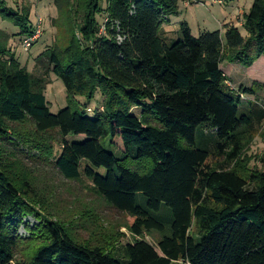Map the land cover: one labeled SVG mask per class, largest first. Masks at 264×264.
<instances>
[{
  "label": "trees",
  "instance_id": "trees-1",
  "mask_svg": "<svg viewBox=\"0 0 264 264\" xmlns=\"http://www.w3.org/2000/svg\"><path fill=\"white\" fill-rule=\"evenodd\" d=\"M67 1L70 40L36 58L47 60L42 76L22 67L0 31V264H264V169L245 155L264 126V98L241 101L221 70L264 56V0L243 15L246 36L232 25L194 36L182 22L169 43L163 27L180 15V0ZM0 16L19 36L34 33L29 7L15 12L0 0ZM50 74L67 94L56 115L45 96ZM98 92L104 111L90 116L83 110ZM116 138L123 147L114 154L105 142L114 148ZM22 157L91 181L103 204L127 217L132 241L121 244L94 211L76 218L83 236L73 221H53ZM152 234L157 248L145 240Z\"/></svg>",
  "mask_w": 264,
  "mask_h": 264
},
{
  "label": "rangeland",
  "instance_id": "rangeland-1",
  "mask_svg": "<svg viewBox=\"0 0 264 264\" xmlns=\"http://www.w3.org/2000/svg\"><path fill=\"white\" fill-rule=\"evenodd\" d=\"M6 7L15 11L21 12L23 8L29 7L31 10L30 27L32 32L30 39L25 36H19L20 30L8 21H4L0 16V31L9 37V46L12 52L15 54L16 59L20 62L22 67H25L34 76H42L47 67V60L42 63H38L36 58L55 49L60 51L65 49L69 40L70 33L66 27V22L69 20L65 16V7H68L67 0H3ZM253 0H222L221 3H214L210 0H180L179 10H188L182 12L178 17H174L173 20L167 25H164L165 29H170L173 33H166L164 36L169 41H175L181 37L180 24L181 15L186 16L194 21V24L206 21L208 23L209 32L222 31L223 27H220L215 21L216 14L222 13L223 10L228 11V7L234 10L231 14V21L235 24L243 23V14L237 18V8L245 9L250 7ZM223 8V9H222ZM223 14V13H222ZM99 22L102 23L104 18L98 17ZM183 19V18H182ZM231 25V24H227ZM243 25V24H242ZM235 26V25H232ZM238 28V27H236ZM243 36L247 35L246 30L241 26L238 28ZM198 28L194 27V32L197 33ZM223 32V31H222ZM103 29L101 34H104ZM79 37V34H77ZM83 45H87L83 43ZM82 45V46H83ZM88 46V45H87ZM84 47V46H83ZM85 48V47H84ZM46 66V67H45ZM253 70H250L251 68ZM259 67L261 73H258ZM221 70L226 78V85L239 96L241 101L245 102H261L264 98V87L257 89L254 95H246L240 92L241 88L252 89L254 84L264 86V56L258 59L251 67H243L240 64L223 63ZM250 70V71H249ZM49 84L46 87L45 96L49 103L50 112L56 115L59 111L67 107V94L64 84L54 74H50L48 77ZM103 97L98 92L94 98V101L85 105L84 112L92 116L94 113L103 112ZM78 105L84 106L86 101L78 98ZM135 115L140 114L139 109H134ZM20 129L25 132L28 130L25 127ZM52 138L57 139V134H54ZM70 141H83V137H69ZM54 156L57 157L60 148L59 144L53 143ZM107 151L116 154L122 149V143L119 138L114 140V148L110 146V140L105 142ZM116 151V152H115ZM247 157L251 160L250 167L264 169V126L258 132L255 139L247 148ZM25 163L30 170L33 171L36 180V188L45 198V202L50 207V211L53 213V221L62 219L63 221L70 222L72 231L77 236H83L85 230L80 226V219H76L82 212L94 211L101 217L100 226L103 229L109 231L111 234L114 232L120 237V243L125 244L132 241V236L125 226L127 222L123 214L108 208L103 202L91 191V181L82 178L79 182L68 181L64 179L53 163L41 162L38 159L29 160L26 157ZM101 173H105L101 170ZM98 216V217H99ZM77 220V222H75ZM25 222L30 224V227L40 224L39 220L34 217H28ZM19 234L23 238H28L27 230L23 226ZM108 235V234H107ZM145 240L151 245L157 248L158 236L156 234L145 235ZM175 264H184L182 261Z\"/></svg>",
  "mask_w": 264,
  "mask_h": 264
},
{
  "label": "crops",
  "instance_id": "crops-1",
  "mask_svg": "<svg viewBox=\"0 0 264 264\" xmlns=\"http://www.w3.org/2000/svg\"><path fill=\"white\" fill-rule=\"evenodd\" d=\"M254 1V0H253ZM253 1H252V3H253ZM252 3H251V5H250V7L248 8V10H247V8H246V10L245 9H241V8H237L236 9V11H237V18L239 19V17L240 16H242V14L244 15V14H246L248 11H249V9L251 8V6H252ZM190 9H193V8H190ZM190 9H188V10H190ZM223 9V8H222ZM228 9V11L227 10H223V14L222 13H218V14H216V17H215V21L217 22V24L220 26V27H224L225 25H227V24H231V25H235V27H238V28H240L241 26H242V24L243 23H239V24H235L233 21H231V14H232V12L234 11V10H232L230 7H228L227 8ZM188 10H184L183 9V11L181 10H179V12L180 13H182V12H187ZM181 17L183 18H181V20H183V22H187L188 24H189V26H190V29H191V31H192V33H193V35L194 36H198L201 32H203V31H208L209 30V28H208V23L206 22V21H202L201 23H196V24H194V21H192L191 19H189L188 17H187V15L186 16H182L181 15ZM179 18V17H178ZM171 20H173V18H171ZM194 27H197L198 28V31H197V33H195L194 32ZM223 29V28H222ZM163 30L166 32V33H173V31L172 30H170V29H165V27H163ZM223 31V30H222ZM170 38V37H169ZM254 68L252 67L250 70H253ZM249 70V71H250ZM258 73H261V68L259 67V70H258Z\"/></svg>",
  "mask_w": 264,
  "mask_h": 264
},
{
  "label": "built area",
  "instance_id": "built-area-1",
  "mask_svg": "<svg viewBox=\"0 0 264 264\" xmlns=\"http://www.w3.org/2000/svg\"><path fill=\"white\" fill-rule=\"evenodd\" d=\"M202 1H205V0H202ZM210 1H212L214 3H221L222 0H210ZM27 39H30V38H27Z\"/></svg>",
  "mask_w": 264,
  "mask_h": 264
}]
</instances>
